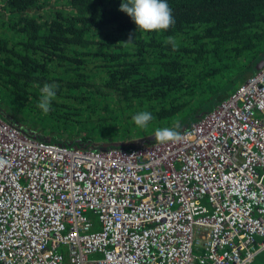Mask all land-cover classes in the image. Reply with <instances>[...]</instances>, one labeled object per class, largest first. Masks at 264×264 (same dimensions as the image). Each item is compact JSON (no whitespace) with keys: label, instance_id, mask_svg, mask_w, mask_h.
<instances>
[{"label":"built area","instance_id":"built-area-1","mask_svg":"<svg viewBox=\"0 0 264 264\" xmlns=\"http://www.w3.org/2000/svg\"><path fill=\"white\" fill-rule=\"evenodd\" d=\"M181 137L88 149L0 111V264H252L264 250V63Z\"/></svg>","mask_w":264,"mask_h":264},{"label":"trees","instance_id":"trees-1","mask_svg":"<svg viewBox=\"0 0 264 264\" xmlns=\"http://www.w3.org/2000/svg\"><path fill=\"white\" fill-rule=\"evenodd\" d=\"M47 1L0 0V101L49 142L101 150L181 133L264 57V0H167L175 23L148 32L121 0H56L44 15ZM45 83L56 86L47 114ZM144 110L141 129L132 117Z\"/></svg>","mask_w":264,"mask_h":264},{"label":"clouds","instance_id":"clouds-1","mask_svg":"<svg viewBox=\"0 0 264 264\" xmlns=\"http://www.w3.org/2000/svg\"><path fill=\"white\" fill-rule=\"evenodd\" d=\"M119 8L128 14L135 23L136 32L137 30L142 32L167 30L170 25L175 23V18L172 15L167 0H121ZM131 39L132 37L130 36L129 40ZM173 47H175L174 44ZM262 58L264 59V57ZM55 89V85L48 83H45L40 89L41 95L37 106L45 114L50 111L51 101L56 96ZM132 119L138 128L145 129L148 127V123L153 119V114L148 110L139 111L132 117ZM196 121L197 120L193 123ZM179 128V124H176L174 127L158 128L153 133L154 139L161 143L179 141L182 138ZM186 130L187 129L182 132ZM134 146L140 145L134 144Z\"/></svg>","mask_w":264,"mask_h":264},{"label":"rangeland","instance_id":"rangeland-1","mask_svg":"<svg viewBox=\"0 0 264 264\" xmlns=\"http://www.w3.org/2000/svg\"><path fill=\"white\" fill-rule=\"evenodd\" d=\"M47 2H49V3L46 4V6H45L46 8H44L42 10V12H41V13H45L46 12L44 15H47V12L49 10L53 9L55 6H57L59 8L61 7V2L60 1L50 0V1H47ZM237 84H238V81L234 82L232 87H231V90H235L237 88ZM226 96L227 95H221L218 98H215L213 103L217 104L218 101L222 100ZM2 101L4 102L5 100L2 99ZM4 103H1V101H0V111H2V114H3V116L5 118L11 119L17 125H22L30 133L33 132V131L39 132L38 130H32L31 128H29V125L31 124L30 117L23 116V115L21 117V112L16 110V108L14 106H12L11 104H8L7 106H5ZM212 107L213 106H211L210 108H212ZM208 108H207V110H209ZM6 116H8V117H6ZM260 181H264V170L263 169H260ZM90 217L94 221H96V219H97L96 216H94L92 214H90ZM96 226L98 228V222L97 221H96ZM93 255H96V254H93ZM252 264H264V250H262V251H260L258 253V255L256 256L255 260L252 262Z\"/></svg>","mask_w":264,"mask_h":264},{"label":"water","instance_id":"water-1","mask_svg":"<svg viewBox=\"0 0 264 264\" xmlns=\"http://www.w3.org/2000/svg\"><path fill=\"white\" fill-rule=\"evenodd\" d=\"M263 63H264V59L261 57V59H259L258 60V62L256 63V65H255V69L257 70V69H259V68H261V66L263 65ZM249 76V74H247L245 77H244V79L245 78H247ZM226 98V97H225ZM225 98H223V99H225ZM222 99V100H223ZM221 101V100H220ZM20 127V126H19ZM25 129V128H24ZM26 130V129H25ZM28 132V131H27ZM32 134L34 133V132H31ZM34 134H36V133H34ZM129 145H131V144H129Z\"/></svg>","mask_w":264,"mask_h":264},{"label":"bare ground","instance_id":"bare-ground-1","mask_svg":"<svg viewBox=\"0 0 264 264\" xmlns=\"http://www.w3.org/2000/svg\"><path fill=\"white\" fill-rule=\"evenodd\" d=\"M6 117H8V116H6Z\"/></svg>","mask_w":264,"mask_h":264}]
</instances>
